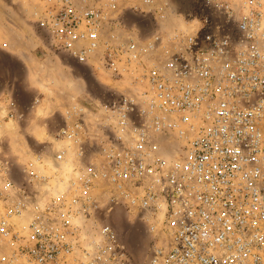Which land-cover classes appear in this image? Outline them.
Listing matches in <instances>:
<instances>
[{
  "label": "built area",
  "instance_id": "built-area-1",
  "mask_svg": "<svg viewBox=\"0 0 264 264\" xmlns=\"http://www.w3.org/2000/svg\"><path fill=\"white\" fill-rule=\"evenodd\" d=\"M143 4L146 30L120 0L34 1L53 47L119 91L73 101L16 177L0 138V264H132L122 211L165 236L148 264H264V0Z\"/></svg>",
  "mask_w": 264,
  "mask_h": 264
},
{
  "label": "rangeland",
  "instance_id": "rangeland-1",
  "mask_svg": "<svg viewBox=\"0 0 264 264\" xmlns=\"http://www.w3.org/2000/svg\"><path fill=\"white\" fill-rule=\"evenodd\" d=\"M35 0H0V138L2 154L21 167L35 153L52 151L59 120L73 103L105 102L118 96V87L106 77L82 68L52 45L49 33L32 19ZM167 1L177 9L181 0ZM120 7L154 8L143 0H120ZM90 68V67H89ZM73 83V88L71 87ZM13 115L12 120L10 119ZM116 229L134 264H148L154 242L164 243L161 232L150 233L125 212H117Z\"/></svg>",
  "mask_w": 264,
  "mask_h": 264
},
{
  "label": "flooded vegetation",
  "instance_id": "flooded-vegetation-1",
  "mask_svg": "<svg viewBox=\"0 0 264 264\" xmlns=\"http://www.w3.org/2000/svg\"><path fill=\"white\" fill-rule=\"evenodd\" d=\"M122 20L130 26H138L141 29L146 30V27L152 21V16L148 14L140 13L138 11H134L131 8H129V9H125L122 12Z\"/></svg>",
  "mask_w": 264,
  "mask_h": 264
},
{
  "label": "crops",
  "instance_id": "crops-1",
  "mask_svg": "<svg viewBox=\"0 0 264 264\" xmlns=\"http://www.w3.org/2000/svg\"><path fill=\"white\" fill-rule=\"evenodd\" d=\"M150 25L148 24V26L146 27V29L149 27ZM151 28H152V25H151ZM67 56V55H66ZM68 58H70L69 56H67ZM71 59V58H70ZM73 60V59H72ZM75 61V60H74ZM79 66H81L82 68H88L89 70H92L91 68H89V67H87V66H85V65H83V64H80V63H78L77 61H75ZM65 121V119H64V113H63V117H61V120H59V125L61 124V126L59 127V129L58 130H60L61 128H63L64 127V122ZM57 130V131H58ZM56 131V132H57ZM128 248V247H127ZM129 249V248H128ZM129 252L131 253V251L129 250ZM131 257H132V264H134V258H133V256H132V254H131Z\"/></svg>",
  "mask_w": 264,
  "mask_h": 264
},
{
  "label": "bare ground",
  "instance_id": "bare-ground-1",
  "mask_svg": "<svg viewBox=\"0 0 264 264\" xmlns=\"http://www.w3.org/2000/svg\"><path fill=\"white\" fill-rule=\"evenodd\" d=\"M71 87L73 88V83H72Z\"/></svg>",
  "mask_w": 264,
  "mask_h": 264
}]
</instances>
